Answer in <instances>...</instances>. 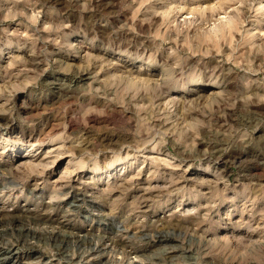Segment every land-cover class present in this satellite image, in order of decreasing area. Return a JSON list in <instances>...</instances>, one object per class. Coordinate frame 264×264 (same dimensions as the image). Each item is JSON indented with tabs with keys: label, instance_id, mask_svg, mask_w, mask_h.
Masks as SVG:
<instances>
[{
	"label": "rangeland",
	"instance_id": "1",
	"mask_svg": "<svg viewBox=\"0 0 264 264\" xmlns=\"http://www.w3.org/2000/svg\"><path fill=\"white\" fill-rule=\"evenodd\" d=\"M0 218L7 264H264V0H0Z\"/></svg>",
	"mask_w": 264,
	"mask_h": 264
},
{
	"label": "bare ground",
	"instance_id": "2",
	"mask_svg": "<svg viewBox=\"0 0 264 264\" xmlns=\"http://www.w3.org/2000/svg\"><path fill=\"white\" fill-rule=\"evenodd\" d=\"M79 4V3H78ZM76 24V23H75ZM207 34V33H206ZM30 57V56H29ZM28 59V58H27ZM53 84V83H52ZM45 101V100H44ZM118 108V107H117ZM116 119V118H115ZM114 119V120H115ZM32 131H34V130H32ZM32 136H35V133L34 132H32V133H30ZM24 136V135H23ZM19 137V136H18ZM31 136H29V138H30ZM35 138V137H34ZM38 138H40V137H38ZM44 138V137H43ZM24 139V138H23ZM28 139V138H27ZM39 140V139H38ZM42 142V137H41V140H39V142ZM35 142H37V140L35 141ZM13 212V211H12ZM10 213V212H9ZM14 213V212H13ZM5 214V213H4ZM30 214V213H29ZM1 215H3V214H1ZM8 216V215H7ZM14 215L13 214H9V217H13ZM16 216H18V215H16ZM4 217V216H3ZM5 217H6V214H5ZM24 217V216H23ZM37 217V216H36ZM2 218V217H1ZM0 218V219H1ZM7 218V217H6ZM16 218V217H15ZM22 218V217H21ZM34 218V217H33ZM106 218V217H105ZM3 219H5V218H3ZM37 219V218H36ZM27 220V219H26ZM34 220H35V218H34ZM3 221H5V220H3ZM6 221H8V220H6ZM24 221V220H23ZM1 223V222H0ZM13 223V222H12ZM16 223V222H15ZM19 223V222H18ZM4 224V223H3ZM11 224V223H10ZM17 224V223H16ZM13 225V224H12ZM3 226V225H2ZM21 226H24V225H21ZM23 229H24V227H22ZM21 228V229H22ZM17 229V228H16ZM27 230H28V228H27ZM26 230V231H27ZM25 230H24V232H26ZM29 231V230H28ZM27 231V232H28ZM28 234H30V233H28ZM32 235V234H31ZM30 235V236H31ZM35 235V234H34ZM77 238V237H76ZM9 246H11V245H9ZM33 247V246H32ZM7 248H9V247H7ZM2 253V252H1ZM32 254V253H31ZM15 255H17V252H14V251H8V252H5V253H3L2 255H1V257H0V264H7V261L11 258V257H13V256H15ZM40 255V254H39Z\"/></svg>",
	"mask_w": 264,
	"mask_h": 264
}]
</instances>
